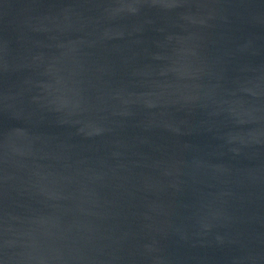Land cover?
I'll return each mask as SVG.
<instances>
[{"label":"water","instance_id":"1","mask_svg":"<svg viewBox=\"0 0 264 264\" xmlns=\"http://www.w3.org/2000/svg\"><path fill=\"white\" fill-rule=\"evenodd\" d=\"M0 264H264V0H0Z\"/></svg>","mask_w":264,"mask_h":264}]
</instances>
